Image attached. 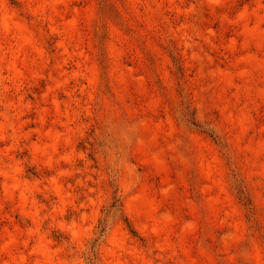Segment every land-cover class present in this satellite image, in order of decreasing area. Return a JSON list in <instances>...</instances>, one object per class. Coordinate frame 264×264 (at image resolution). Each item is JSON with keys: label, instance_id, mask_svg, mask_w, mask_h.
<instances>
[{"label": "rangeland", "instance_id": "374dc122", "mask_svg": "<svg viewBox=\"0 0 264 264\" xmlns=\"http://www.w3.org/2000/svg\"><path fill=\"white\" fill-rule=\"evenodd\" d=\"M0 264H264V0H0Z\"/></svg>", "mask_w": 264, "mask_h": 264}]
</instances>
